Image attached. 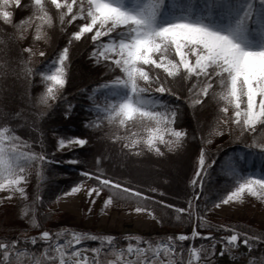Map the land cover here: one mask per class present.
Listing matches in <instances>:
<instances>
[{
	"label": "snow or ice",
	"instance_id": "6c2138e0",
	"mask_svg": "<svg viewBox=\"0 0 264 264\" xmlns=\"http://www.w3.org/2000/svg\"><path fill=\"white\" fill-rule=\"evenodd\" d=\"M80 49L105 71L94 87L79 89L88 106L77 120L66 93ZM10 77L26 107L0 108V210L16 208L27 227L2 229L16 235L0 236V264H224L221 257L264 264V231L210 220L250 201L264 206V0H0V95ZM57 110L84 131L46 132L42 122ZM189 113L195 127L182 123ZM95 141L105 152L90 165L58 155L86 153ZM232 145L247 156L228 155ZM109 153L194 159L183 203L112 173ZM249 157L259 161L255 171L242 166ZM56 164L84 170L46 203ZM214 172L223 177L219 188L208 186ZM81 195L89 215L101 201V214L123 208L161 228L176 221L190 230L146 238L45 227L58 214L52 204Z\"/></svg>",
	"mask_w": 264,
	"mask_h": 264
},
{
	"label": "rangeland",
	"instance_id": "374dc122",
	"mask_svg": "<svg viewBox=\"0 0 264 264\" xmlns=\"http://www.w3.org/2000/svg\"><path fill=\"white\" fill-rule=\"evenodd\" d=\"M104 71V69L93 65L88 60L87 51L85 49L76 51L74 53L73 67L71 69V80H73V82H70L67 91H71V87L73 86V88L78 87L80 89L94 87L96 82L104 76ZM7 83L10 91L4 95H0V97H8L15 101L21 99L16 91H20L21 93L22 89L13 84L11 77ZM217 142L220 141L218 140ZM83 152L84 150H77L75 155L77 156L78 153L83 154ZM87 152L89 153L87 159L89 163H91L94 154L105 152V145L102 141H95ZM236 152L244 153V149L238 146L235 150V153ZM58 155H64L65 157L63 159H70V157L74 156L72 152L67 151ZM107 155L112 154L109 153ZM114 157L115 156L112 155V158L106 161L110 171L123 179L139 182L145 186H158L161 191L168 193L167 199L170 198V196H176L180 194L179 192H182L183 185L186 184V179L191 177L193 170L190 172V169L191 167L194 169L195 166L194 159H189L187 156L172 157L165 161H159L153 157H145L140 160H120L116 157L114 159ZM182 163L185 164L184 168ZM56 189L52 187L49 189V196L53 197L51 200H54L56 196L62 193L55 194L54 191ZM69 189L70 188L67 190ZM28 191L30 193L35 191V182L30 185ZM51 207L53 212L58 214L54 219L49 220L45 227L52 230L58 227H70L77 230H90L94 233L117 236H121L122 233H133L146 238L179 234L180 232L188 233L190 230V226L187 224L176 227L175 225L178 223L176 221L172 222L173 226L161 228L145 216L126 215L125 209L123 208L109 209L106 214H101V201L97 202L93 208L92 214L89 215L86 211L88 207L86 198L82 195L77 198H69L67 201H62L60 204H52ZM46 210V208L42 209V211ZM210 220L213 225L221 222L236 223L250 226L257 231H264V206H261L259 202L250 201L244 205L226 208L225 211L220 212L218 215L213 214ZM5 225H13L16 229L27 227L23 221L18 219L17 209L11 206L7 209L0 210V236H15L16 231L12 228H9L7 231L2 230Z\"/></svg>",
	"mask_w": 264,
	"mask_h": 264
},
{
	"label": "trees",
	"instance_id": "16d2710c",
	"mask_svg": "<svg viewBox=\"0 0 264 264\" xmlns=\"http://www.w3.org/2000/svg\"><path fill=\"white\" fill-rule=\"evenodd\" d=\"M71 83L73 80L70 81ZM74 87V86H73ZM72 88L71 91H67L66 95L68 96V99L71 100L77 107H76V119H82L87 115V113L84 111L85 108L88 106V101L86 98L83 96V94L80 93L79 89L80 88ZM83 87V86H82ZM42 90V86L37 85L32 88V95L35 97L39 94V92ZM17 94L20 95L19 100L15 101L11 98L0 97V108H3L6 111H11L15 112L19 110L20 107H26L24 104V101L22 99L20 91H16ZM15 101V102H13ZM44 125V130L47 132L49 128L51 129H56L59 133L61 134H68L71 135L73 133H77L78 131H84L82 128L78 129L76 124H70L67 123L63 120L62 115L60 114V110H57L51 115L50 119L46 118V122H42ZM184 126L186 127H195V123L192 121L191 114L189 113L186 115L182 121ZM55 137L53 135L48 136V141L53 140ZM239 145H232V146H226L225 147V152H227L228 155H234L235 150ZM212 151H215V144L210 147ZM89 153H84L83 154H77L74 155L73 157L70 158H80V159H87L89 157ZM244 154L247 156V152L244 149ZM220 162H223L225 155L224 152H221L220 154ZM65 156L63 155L62 158ZM67 157V156H66ZM115 159V157H114ZM88 160V159H87ZM89 162V161H88ZM91 163H89L90 165ZM242 166L246 170H256L260 167L259 161L258 160H252L250 157L246 162H242ZM81 170H84L81 166H73V165H67V164H56L53 165L52 168L49 170V181L48 184L45 186L44 191H43V198L45 199L46 203L49 202L53 197L49 196V189L52 188H57L54 192L55 194L61 193L68 188H70L73 185L74 181H77L79 178V172ZM193 170V167H191L190 172ZM112 172V171H111ZM189 172V173H190ZM114 173V172H112ZM115 174V173H114ZM82 179V178H81ZM223 183V177L218 175V172H214L212 176L209 178L208 181V186L210 188H219ZM186 190V184L183 185V190L182 192H179V195L176 196H170L168 200H172L173 203H183V197L185 194ZM190 192V190H188ZM49 193V194H48ZM53 193V192H51ZM256 256H259V251L256 252Z\"/></svg>",
	"mask_w": 264,
	"mask_h": 264
},
{
	"label": "bare ground",
	"instance_id": "6f19581e",
	"mask_svg": "<svg viewBox=\"0 0 264 264\" xmlns=\"http://www.w3.org/2000/svg\"><path fill=\"white\" fill-rule=\"evenodd\" d=\"M182 165H183V168H184V167H185V164L182 163ZM189 167H190V166H189ZM185 169H186V168H185ZM244 251H246V249H245ZM220 260H222V261L224 262V264H233V262H231L230 260H228L227 257H221Z\"/></svg>",
	"mask_w": 264,
	"mask_h": 264
}]
</instances>
